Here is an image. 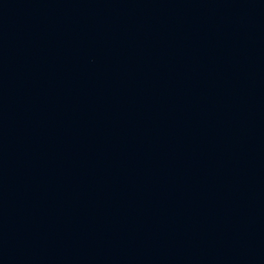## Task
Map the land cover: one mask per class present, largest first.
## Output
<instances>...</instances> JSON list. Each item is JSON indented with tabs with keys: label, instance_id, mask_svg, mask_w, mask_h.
<instances>
[{
	"label": "water",
	"instance_id": "95a60500",
	"mask_svg": "<svg viewBox=\"0 0 264 264\" xmlns=\"http://www.w3.org/2000/svg\"><path fill=\"white\" fill-rule=\"evenodd\" d=\"M0 264H264V0H0Z\"/></svg>",
	"mask_w": 264,
	"mask_h": 264
}]
</instances>
